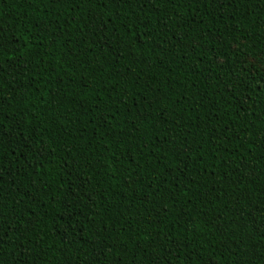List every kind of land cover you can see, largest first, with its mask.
Returning a JSON list of instances; mask_svg holds the SVG:
<instances>
[{
	"label": "trees",
	"instance_id": "16d2710c",
	"mask_svg": "<svg viewBox=\"0 0 264 264\" xmlns=\"http://www.w3.org/2000/svg\"><path fill=\"white\" fill-rule=\"evenodd\" d=\"M0 264H264V0H0Z\"/></svg>",
	"mask_w": 264,
	"mask_h": 264
}]
</instances>
